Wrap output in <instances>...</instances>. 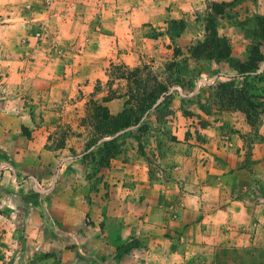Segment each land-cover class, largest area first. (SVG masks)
<instances>
[{
  "label": "rangeland",
  "instance_id": "1",
  "mask_svg": "<svg viewBox=\"0 0 264 264\" xmlns=\"http://www.w3.org/2000/svg\"><path fill=\"white\" fill-rule=\"evenodd\" d=\"M258 1L234 0L223 8V19L215 22L217 17L213 23L215 30L220 27L219 33L229 38L219 36L230 49L232 46L235 61L257 66L256 70L245 74L246 77L237 76L232 71L235 64L228 61L231 69L224 65L219 69L209 60L193 58L198 43L212 37L206 32L205 23L200 41L178 47L173 39L169 53L156 57L143 54L132 65H126L125 56L117 46L97 57L90 47L87 49L89 35L94 42L98 22L104 16L98 5L89 8L86 4L82 13L76 8L65 12V16L81 15L74 28L78 33L76 37H66L59 26L49 29L43 24L27 22L23 14L28 11V0L21 1V7L13 2L0 9V27L7 26L6 31L0 28V187L16 192L26 190L30 205H41L46 217L49 215V221L45 220L43 226L46 240L54 239L52 233L59 232L56 228L61 230L54 217L57 201L54 198L56 190L60 189V177L65 173L73 174L71 182L83 188V200L90 202L93 197L97 206L102 207L105 202L108 204L109 191L107 181L102 183L104 176L109 177V171L113 175L118 173L120 165L126 163L129 167L124 175L127 189H131L140 179L138 166L142 165L141 157H145L152 164L149 174L158 175L163 197L150 200L155 202L153 210L158 211L162 220L159 229L144 226V234L147 230L154 231L152 244H157L161 252H152L151 239L144 237L140 241L134 237V230L140 226L139 219H129L131 231L127 242L113 247L110 255L101 249L95 255L87 253L90 261L85 264H96L94 259H101L100 264H264V250L247 245L264 243V228H260L258 220L255 219V225H242L237 230L223 229L217 241L210 229H191V223L200 217L196 209L205 204L180 197L181 192L190 193L191 189L188 184L182 185L183 181L181 184L177 181L184 170L195 172L199 161H209L202 153L208 147L213 149V158L231 163L234 152L230 150V143L241 138L248 145L245 161L251 160L252 166L264 153L263 149L255 147L264 143V135L260 133L264 130V0ZM106 2V12L115 13L113 0ZM210 4L196 14L197 20L208 12ZM184 24L169 22L166 30L178 33ZM230 82L238 88L244 85L248 96L253 97L256 110L260 108L257 116L250 113L251 119L247 120L241 112L217 104L214 96L217 85ZM55 83L65 91L69 89L62 97H57V101L51 89ZM157 84L167 88L165 100L160 98V106L139 114L137 103L141 102L144 108L157 90ZM111 96L115 97L113 113L106 107L108 102H104ZM104 108L112 116L130 110L127 115L131 126L122 130L115 128L106 118ZM222 112L237 114L220 120L216 116ZM217 121L227 125L215 126ZM241 123L247 128L242 137L236 134ZM209 133L214 135L212 143L206 137ZM214 144L218 148L215 149ZM176 166L181 169L176 170ZM166 179L172 181V185H168L169 198L162 192ZM112 199L113 205L121 201L117 193ZM19 201L17 198L16 203ZM126 202L128 214L143 208L139 206L140 200L131 198ZM186 209L190 215H185ZM0 214L15 225L13 231L3 229L0 235V260L22 264L26 245L34 240L32 232L26 229L18 211L14 217L4 214L3 209ZM240 219L243 224L245 217ZM83 220L85 226L90 225L86 217ZM65 241V249L71 253L57 263L49 248L46 264H75L79 258L74 248L77 245ZM41 254L43 257L44 253Z\"/></svg>",
  "mask_w": 264,
  "mask_h": 264
},
{
  "label": "crops",
  "instance_id": "2",
  "mask_svg": "<svg viewBox=\"0 0 264 264\" xmlns=\"http://www.w3.org/2000/svg\"><path fill=\"white\" fill-rule=\"evenodd\" d=\"M21 1L24 2L25 0H0V9L13 2L21 7ZM232 1L234 0H113L115 3L114 8L117 11L112 14L106 12L108 7L106 0H28L27 6L29 8L23 15L27 22L31 24H43L49 29L59 26L66 33V37H76L78 33L74 31V28L81 20V15L77 17H74L73 14L65 16V12L76 8L79 13H82L83 6L86 4L89 8L98 5L102 8L104 16L98 22L99 27L97 28L98 31L94 33V42H91L92 36L89 35L87 49L90 47L94 52L93 55L97 57L106 54L109 49H112V46H117L125 56V64L132 65L143 54L156 57L163 53H169L173 48L171 46V40L173 39L177 41L178 47L181 45L190 46L193 42L200 41L204 26L202 21L197 20L196 14L206 10L209 3H231ZM258 2L260 3V0ZM23 5L25 4L23 3ZM256 11L258 12V10ZM258 15H260L259 12ZM221 16H218L219 18L215 22L222 20L223 16ZM181 21L185 24L178 33H171L168 29L166 30L169 22L180 23ZM114 23L115 25L112 28ZM0 28L6 31L7 26ZM150 31L151 34L149 35ZM156 31L162 33L156 34ZM216 31L218 36L229 39L226 34L219 33L220 27H216ZM234 54L235 52L231 46L230 58L235 60L237 57ZM209 62L217 68L221 65H224L226 69L229 67L227 61ZM232 71L234 72L233 69ZM215 78H218V76H215ZM51 89H54L53 98L55 97V101H57V97H62L65 92L68 93L69 91L68 87L66 91L62 87L59 88L58 83L53 84ZM106 107L113 113L112 109L116 107L115 100L106 103ZM235 114L237 113L222 112L217 114L216 117L224 120L225 117L229 118ZM217 125L226 126L227 123L217 121L215 126ZM216 128L219 129V127ZM237 129L239 133L236 134L241 137L247 131L245 124L242 123ZM260 133L264 135V130ZM208 135L206 136L207 140L212 143L214 135L211 133ZM224 144L229 145V143ZM211 145L209 144V146ZM214 145L215 149L218 148L216 144ZM230 146V150L234 152L231 163L225 159L220 161V159L213 158V153H211L213 149L208 147L205 149L207 151L202 150V153L205 159L209 158V161L208 159L199 161L200 163L197 164V170L195 171L197 174L191 170H184L183 175L181 174L182 178L177 179L180 184L183 181L182 185L188 184L187 186L191 189L190 193L181 192L180 197L183 196L205 204V206L196 209V213L200 217L197 221L191 223L190 228L195 230L196 228L210 229L215 233L216 241L217 236L220 235L218 233L222 232L223 229H231L232 231L242 228V225H255V219L260 222V228H264V153L259 155L257 159L255 158L257 166H252L251 160H248L249 162L245 161L247 158H245L244 153L248 145L243 143V139L240 138L238 142H233L232 145L230 143ZM255 147L257 150H264V143H259ZM141 160L143 161L142 165L139 164L138 166L140 167L138 171L140 179L134 186L130 187L131 189H127V178L124 175L129 167L126 163L120 165L118 173L113 175L109 171L110 176H104L102 183L105 184L107 181L109 191L108 200H106L108 204L105 202L102 207L97 206V201L93 197L90 202L84 201V196L81 193L83 188L81 189L79 185L74 186L71 182L74 175H66L67 173L64 172L65 175L58 180L60 189L56 190L54 198L57 200L55 202L56 214L54 217L61 226V230L56 228L55 231L59 232H53L54 239L50 238L49 241L46 240L47 237L43 229L45 220L49 219V215L46 217L41 205L39 207L31 206L29 201L31 198L26 196L28 193L26 190L16 192L0 187V209H3L4 214L10 217L16 216L18 211L24 219L26 229L32 232L31 237L34 239L29 240L28 245H26L22 264H46L48 262L46 252L49 248H52L51 252H54V260L56 259L58 263L61 259L62 262L63 257L71 253L65 249L67 245L65 240L77 245L74 248H77L78 255L76 256L79 258L75 260V264L77 262H79L78 264L89 262L88 254L93 253L95 255L98 252L97 250L100 249L103 253L107 252V255H110L113 247H121L127 242L128 233L131 231L129 219H136L135 221L139 219L138 224L140 226L134 230V237L140 239V241H143L144 237L151 239L152 252H155V254L160 253L157 244H152L154 231L147 230L144 234V226L145 229H159L162 221L158 211L153 210L155 202L150 201L163 197L159 189L160 181L158 175L149 174L151 162L145 157H141ZM175 169L179 170L181 167L176 166ZM170 179L174 181L173 177H170ZM168 180L163 181L164 184H167L162 191L165 193V198L171 197L168 194L170 192L168 185L171 186L172 181L169 180V183H166ZM116 193L121 201L118 205L115 203L113 205L112 197ZM32 195L34 198H39L36 194ZM17 198L20 201L22 200V203L19 201L17 204ZM131 198L140 200L139 206L143 208L139 212L128 214L126 200ZM223 200H226L225 204L222 203ZM188 209L192 208L189 207ZM189 210H185L186 216L190 215ZM46 212H48L47 209ZM133 215H136L137 218H134ZM84 217L88 219L89 226L83 224ZM241 217H245L243 224H241ZM1 218L7 223L0 220V235L3 229L6 232L15 229V225L7 217L3 218V214H0ZM143 222L145 225H143ZM202 236L200 237L203 238ZM247 245L251 246L252 249L257 247L264 250V243L257 244L254 242L253 245ZM41 253H44L43 257H41ZM93 262L100 264L102 260L94 259ZM14 263L21 264L16 261L11 264ZM0 264L8 263L0 260Z\"/></svg>",
  "mask_w": 264,
  "mask_h": 264
},
{
  "label": "trees",
  "instance_id": "3",
  "mask_svg": "<svg viewBox=\"0 0 264 264\" xmlns=\"http://www.w3.org/2000/svg\"><path fill=\"white\" fill-rule=\"evenodd\" d=\"M210 5L211 7L208 9V12L203 14V16L200 18V21L205 23L206 32H210L212 37L210 39H205L201 43H198V46L193 50V58L206 59L215 62L228 61L231 64H235L233 69L237 76H244L245 74L247 75L256 70L257 66H255V64L243 65L240 64L239 61H235L234 59L230 58L231 49L229 44L226 42V40L217 35L215 27L213 26L215 18L222 15L223 8L228 7L230 4L211 3ZM248 61H250V58H248ZM259 61L260 59L258 58L257 62ZM246 84L247 83H245V86ZM243 86L244 85L242 84L241 87L238 88L231 82L228 84H218L214 96L217 99V104H219L222 108L229 107L231 110L241 112L246 116L247 120H250V113H254L255 116H257L260 108L256 110L252 100L253 97L248 96V92L245 90V88H243ZM156 89L157 90L154 92L153 96L150 97V100L144 108L141 107V102L137 103L136 110L139 114H145L151 111L153 108L160 106L161 103L158 104L160 98L163 97V100H165L167 88L163 87L161 84H157ZM113 99H115V97L111 96L105 99L104 102H109ZM104 111L106 112V118L111 121L115 128L122 130L131 126L127 115L129 113L128 111L130 110H124L117 116L110 115L106 108H104ZM132 112H134V110H132ZM137 122L138 121H134V123Z\"/></svg>",
  "mask_w": 264,
  "mask_h": 264
}]
</instances>
